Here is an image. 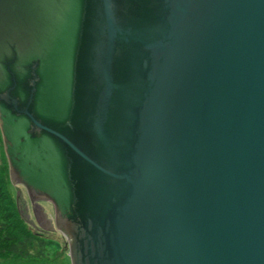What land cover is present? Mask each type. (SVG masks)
I'll return each instance as SVG.
<instances>
[{"label": "water", "instance_id": "water-1", "mask_svg": "<svg viewBox=\"0 0 264 264\" xmlns=\"http://www.w3.org/2000/svg\"><path fill=\"white\" fill-rule=\"evenodd\" d=\"M0 126L72 264H264V0H0Z\"/></svg>", "mask_w": 264, "mask_h": 264}, {"label": "trees", "instance_id": "trees-1", "mask_svg": "<svg viewBox=\"0 0 264 264\" xmlns=\"http://www.w3.org/2000/svg\"><path fill=\"white\" fill-rule=\"evenodd\" d=\"M0 150L1 260L4 264H65L57 259V254L65 249L62 241L31 225L20 212L1 134Z\"/></svg>", "mask_w": 264, "mask_h": 264}, {"label": "rangeland", "instance_id": "rangeland-1", "mask_svg": "<svg viewBox=\"0 0 264 264\" xmlns=\"http://www.w3.org/2000/svg\"><path fill=\"white\" fill-rule=\"evenodd\" d=\"M1 156H2V154H1V150H0V157ZM21 197H22L21 198L22 199L21 200L22 201L21 206L22 205L28 206L29 202H28V196L26 194V191L22 190ZM42 206L45 208V211L48 214V218H51L54 220L55 219V210L53 208V205L51 203H49V204L45 203V204H42ZM30 216H31V213H30ZM31 218H33V216H31ZM49 226H44L45 231L49 232L47 235L54 236V237H57L58 239H60L63 243L64 248H65L64 251H61L60 253L57 254V259L60 261V263L71 264L70 256H69V248H68V246H66L67 243H66V239L64 238V235L62 236V234H60L59 231H54L53 235L50 234ZM62 238H64V240ZM4 263H6V262H3L0 258V264H4Z\"/></svg>", "mask_w": 264, "mask_h": 264}, {"label": "flooded vegetation", "instance_id": "flooded-vegetation-1", "mask_svg": "<svg viewBox=\"0 0 264 264\" xmlns=\"http://www.w3.org/2000/svg\"><path fill=\"white\" fill-rule=\"evenodd\" d=\"M21 189L25 191V189L21 186ZM28 206H24L22 205V208H20L22 215L24 214V216L29 219L30 218V213L33 215L34 217V222L35 220L38 221L39 224H41L42 226H49V228H51V220H49L46 215L43 213L42 209H41V204H45L44 202L41 203L40 201H33L34 203H31L28 199ZM30 212V213H29ZM38 219V220H37ZM44 220V221H43ZM49 224V225H48Z\"/></svg>", "mask_w": 264, "mask_h": 264}]
</instances>
